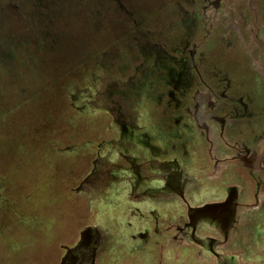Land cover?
Wrapping results in <instances>:
<instances>
[{"label": "rangeland", "instance_id": "obj_1", "mask_svg": "<svg viewBox=\"0 0 264 264\" xmlns=\"http://www.w3.org/2000/svg\"><path fill=\"white\" fill-rule=\"evenodd\" d=\"M0 29L19 62L0 73V264H55L60 244L77 242L87 225L86 242L65 264L79 254L86 264L99 232L97 264H213L217 240L231 264H260L264 242L239 253L245 232L249 242L263 234L264 197L241 215L247 209L235 202L254 205L255 196L243 193L239 168L215 172V155L238 156L224 145L264 135V0H0ZM193 41V85L158 109L141 86ZM193 89L216 107L215 118L200 119L205 132L181 111ZM240 106L259 124L241 120ZM160 124L156 142L174 147L166 157L191 158L184 173L119 153L136 150L127 127L150 142ZM147 217L161 220L158 233ZM142 220L150 259L140 249L145 236L130 241Z\"/></svg>", "mask_w": 264, "mask_h": 264}, {"label": "flooded vegetation", "instance_id": "obj_2", "mask_svg": "<svg viewBox=\"0 0 264 264\" xmlns=\"http://www.w3.org/2000/svg\"><path fill=\"white\" fill-rule=\"evenodd\" d=\"M184 48V50H179L181 52V55L178 54L176 58L173 56H166L165 60L161 62V67L164 70V74L162 77H160L157 81L153 82H147L145 81L143 85L141 86V93L140 95H143L145 98L146 96L149 97L146 98L149 100V103H155L158 109H160V106L164 103L166 98H168L170 101L176 93H179L183 91L184 89L189 92L190 86L193 85L191 81H194L191 75L189 76V72L186 70L187 65L192 64L190 61L196 58L198 55V47L194 44V41L192 45L187 44ZM183 53V54H182ZM183 55V56H182ZM184 58L186 59L184 62H181V59ZM93 74H96V72H93ZM185 75V76H184ZM179 80V82H178ZM166 83L168 84V87L166 86ZM186 100H189L192 102V104L185 105L182 107L181 111L184 115L189 117L192 121L195 123H198V128L201 129L202 131L205 132V126L203 123L200 122V119H203V122L205 119H209L213 116V112L215 111L216 107L215 104L212 101V97L210 94H203L201 91L197 89H193L192 92H190V95L186 93L182 94ZM241 107V120L244 122H247L249 126H256L257 120H260L257 116L258 115H253L251 114L250 116V111L249 114H247V109L246 107ZM214 110V111H213ZM215 118V117H214ZM219 119V118H217ZM157 129L160 128V132H154V134L151 137L152 140L150 142L146 141V136H150L148 134L142 133L140 131H134L130 130L127 127L128 130V136L132 135V139L134 141V144L136 145V150H125L123 148H119V153L121 156H124L125 158H128L129 161H133L135 159H140L141 156L139 153L142 154L144 159L149 160L151 158V161L155 160L158 163H166V164H174L177 166L179 170H181L184 173L186 163L191 160V158H185L183 160V164L179 163L176 158H167L166 156H171V151L174 149V147H171V149L168 150V145H165L163 143H158L156 142V138L161 137L162 131V125L160 124V127L156 126ZM263 131V130H262ZM172 142V141H170ZM169 142V143H170ZM168 143V144H169ZM223 144L225 142L223 141ZM233 147L234 150L238 149V156H230V152L227 154H224L225 157L223 161L219 162L218 156L215 155V172L217 173L220 169V167H223V172L224 173H231L234 169H240L239 172V177L242 179V186L244 187L243 193L248 192V195H254L255 196V204L254 205H249V204H243L239 202H235V207L238 209L242 210V208H246L247 211L240 212L241 215L249 214V211H254L258 209L260 206V200L262 197H264V135H259L256 134L254 137V141L251 143V145H248L246 141L240 140L236 142L235 144H228L224 145V149L227 148L228 151L230 148ZM154 148L160 149L159 153H155L153 151ZM215 147L208 153V157L211 160L212 157H214V153L216 150H214ZM217 158V159H216ZM218 162V163H217ZM219 168V169H218ZM215 173V174H216ZM226 175V174H225ZM88 177V176H87ZM85 177V178H87ZM197 188L200 190V187L197 185ZM183 190V189H182ZM181 192V197L182 200H180L182 203H186L184 201L186 199V195L184 192ZM232 191L231 189H229ZM224 195V192H223ZM172 203V202H171ZM189 205V204H187ZM188 207V206H187ZM251 209V210H250ZM237 210V209H236ZM249 210V211H248ZM157 213H154L156 215ZM224 212H219L217 214V218L223 219ZM152 217H147L146 219H151ZM144 219V220H146ZM142 220V224H145V227L142 232L138 233V235L132 234V240L131 242H135L139 240L142 236H145L146 240V246L140 248L146 251V256L147 259L151 258V253L147 250V246L149 242L151 241V231L147 229V222H144ZM152 223V232L158 233V229L161 224L160 222H154V219H151L150 221ZM259 225L263 226L264 225V218L260 219ZM255 222V223H257ZM254 223V224H255ZM91 225L83 226L80 230L78 229L77 233L80 235L79 240L75 243L72 244H60L58 250L59 254L57 256L55 264H65L68 261V255L70 254H75L78 250L82 249V245L86 242L87 240V232L89 231L88 228H90ZM254 227H257V225H254ZM249 229V227H246ZM216 231V228H214ZM261 233L259 237H255L254 234L252 236V239L250 242L247 240L248 233L245 232L243 235V239L240 244V250L242 251L239 253V256L244 258L247 257L248 250L252 249V247L259 248L260 242H264V228H262ZM99 240L95 243V249L90 255V258L86 264H97L98 259L100 258L101 262H103L102 258V253L100 250V245L103 241V233L99 232ZM242 235V234H241ZM224 236V235H223ZM230 234L226 236V242H224V247L228 246V241H229ZM213 240H211V243ZM218 241V240H217ZM216 241V242H217ZM216 242L214 243V246H216V249L212 247L211 253L212 257L215 259L213 262H224V264H231L230 260L226 259V255H221L222 250L217 249V244ZM228 252L230 250H227ZM261 260H258V263L264 264V246L261 247ZM15 254H18L15 253ZM80 258L77 264L82 263V256L83 254H79ZM229 256V255H228ZM53 257V256H52ZM237 255H232L231 259H235ZM54 258V257H53ZM51 258L49 257L47 264H52L53 260H50ZM246 264V263H245Z\"/></svg>", "mask_w": 264, "mask_h": 264}, {"label": "trees", "instance_id": "obj_3", "mask_svg": "<svg viewBox=\"0 0 264 264\" xmlns=\"http://www.w3.org/2000/svg\"><path fill=\"white\" fill-rule=\"evenodd\" d=\"M18 65L19 62L15 56V50L10 48V43L0 41V73L2 71H16Z\"/></svg>", "mask_w": 264, "mask_h": 264}]
</instances>
